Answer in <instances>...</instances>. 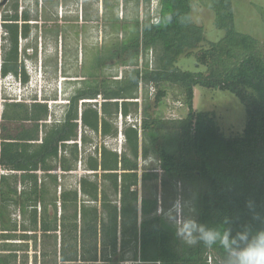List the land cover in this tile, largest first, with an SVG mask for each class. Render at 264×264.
I'll use <instances>...</instances> for the list:
<instances>
[{
  "label": "trees",
  "instance_id": "16d2710c",
  "mask_svg": "<svg viewBox=\"0 0 264 264\" xmlns=\"http://www.w3.org/2000/svg\"><path fill=\"white\" fill-rule=\"evenodd\" d=\"M212 6L217 27L225 29L226 34L207 48L202 47L204 27L191 18L192 0H162L158 23L138 18L124 22L117 29L124 33L121 39L114 37L91 53L90 63L82 69L81 86L67 99L59 119L47 122L53 108L49 109L45 101L5 102L0 121V168L9 172L0 174V264H17V252L23 250L22 246L28 247L18 240L27 242L34 237L28 227L33 232L39 228L46 235L57 231L58 222L64 232H73L75 242L70 245L75 246L72 256V252L67 254L61 248L64 261L78 260L79 233L82 256L86 259L89 254L91 261H96L99 253L105 261L116 256L120 233L124 247L133 241L138 248L131 257L133 264H208L212 254L222 260L218 247L182 245L175 229L157 214L156 197L142 199L138 227L139 199L132 190L138 182L140 153L147 157L155 152L168 176L198 185L199 222L216 226L228 217L235 234L238 226L249 219L246 201L264 205V43L260 46L253 36L235 29L231 0H212ZM12 8L14 13L4 15L11 45L0 64V75L11 74L27 82L19 37L30 35L31 15L28 10L20 14L18 3ZM22 20L24 23L19 25ZM114 25L118 28L119 23ZM195 49H199L197 61L206 66L205 71L183 70L176 65L182 54H191ZM110 64L128 69L120 77L106 76ZM165 83L182 91L188 106L185 117L156 118L145 107L141 121L126 127V147L121 153L96 144L85 157L89 173L76 186L63 183L58 169L64 174L76 170L79 140L86 147L91 141L89 132L116 137L118 127L112 130V121L119 114L126 118L132 105L138 112L135 100L140 86L146 85L145 99L153 86L154 101L159 104L167 94L161 87ZM197 85L228 90L240 98L248 115L242 134L226 136L213 112L194 108ZM98 97L102 98L100 107ZM119 193L120 207L117 198L112 197ZM11 205L25 218L20 223L22 233H18V224L11 217ZM24 220L30 226L24 225ZM53 237L56 243L57 235ZM48 254L41 256L47 258ZM128 256L124 252L119 258L125 260Z\"/></svg>",
  "mask_w": 264,
  "mask_h": 264
},
{
  "label": "rangeland",
  "instance_id": "374dc122",
  "mask_svg": "<svg viewBox=\"0 0 264 264\" xmlns=\"http://www.w3.org/2000/svg\"><path fill=\"white\" fill-rule=\"evenodd\" d=\"M0 0V64L3 61L6 51L10 48L11 41L8 30L5 27L4 15L14 13L12 8L15 3L19 5V13L28 10L31 15L29 23L31 32L28 37H19V54L24 64V70L28 75V81L24 82L13 75H0V97L5 106L6 101L20 100L25 103L47 102L51 115L47 122L59 119L63 112V105L73 92L81 86L82 69L85 64L90 63L91 53L97 48L103 47L114 37L122 38V30L117 32L124 22L130 23L135 18L142 20L146 14V0ZM139 1V2H138ZM234 15V27L238 32L253 36L260 46L264 43V0H231ZM57 4V5H56ZM192 21L202 25L205 29V41L202 47L207 48L210 42L221 40L225 29L216 25V13L212 6V0H192L191 10ZM119 23L118 28L115 22ZM142 22V21H141ZM23 20L19 22L22 25ZM195 49L191 54H182L176 65L183 70L205 71L206 66L198 64L197 52ZM141 64V62H140ZM128 67L110 64L105 69L106 76H118L124 74ZM166 89L167 94L159 104H155L154 96L151 95L152 88H148L149 97L145 99L146 85L140 86L138 101V112H135V105L131 106L132 112L125 118L121 114L117 120L112 121V130L118 127V135H101L89 132L91 141L85 147L79 140L80 156L75 171L64 174L58 169V175L66 185H78L80 178L89 173L85 170V157L94 146L105 145L117 149L119 153L126 147L125 129L134 123V119H141L142 111L146 107L150 116L161 119L183 118L188 113V106L184 104L182 91L176 85L165 83L161 85ZM194 108L197 111H211L214 113L216 122L226 136H237L243 133L247 123L248 115L246 106L240 98L228 90L209 88L197 85L194 89ZM100 107L101 97H98ZM8 103V102H7ZM182 103V104H181ZM81 105V104H80ZM173 137V136H172ZM142 136L140 137V147ZM82 146V147H81ZM138 182L132 186V190L138 193V227L142 220L141 202L144 197L158 199L157 214L167 222L165 213L171 209L177 198H182L196 207L199 187L193 181L185 178H174L168 176L161 168V163L155 152L147 157L140 153L138 158ZM101 173V172H100ZM42 176V172H39ZM134 183V177L130 178ZM48 186L50 183L47 182ZM51 187V186H50ZM60 191V189H59ZM53 195V194H52ZM117 198V205L120 207L121 194ZM100 208V204L97 203ZM11 217L18 224V233H22L20 227L23 222L19 210L14 205L9 207ZM61 203L58 202V216L61 213ZM52 213V212H51ZM27 227L28 220H24ZM129 223V222H127ZM170 225V224H169ZM172 227V226H171ZM24 228V227H23ZM121 227H119L120 229ZM34 237L27 240H18L27 243L28 247L17 252V264H132L131 257L138 249L130 242L125 247L122 245V236L119 234L118 252L110 260L105 261L101 254H97V260L91 261L89 254L85 259L82 256L81 234L78 238V260L64 261L61 259V248L65 252H72L74 255L75 246L72 240L73 232L61 229L58 222L57 231L44 235L38 228L33 232ZM52 236L51 238L46 237ZM53 235H57V244L54 243ZM132 240L131 238L129 239ZM86 241H90L89 238ZM181 243V242H180ZM1 244V240H0ZM88 244V243H87ZM26 245V244H21ZM36 245V246H35ZM20 247V246H18ZM99 250L101 245L99 244ZM57 251V254H55ZM98 251V250H97ZM49 253L44 258L42 253ZM129 255L125 260L119 258L121 254ZM28 257V259L26 258ZM213 262L222 264L219 257L210 256Z\"/></svg>",
  "mask_w": 264,
  "mask_h": 264
},
{
  "label": "clouds",
  "instance_id": "9594fccd",
  "mask_svg": "<svg viewBox=\"0 0 264 264\" xmlns=\"http://www.w3.org/2000/svg\"><path fill=\"white\" fill-rule=\"evenodd\" d=\"M245 206L249 219L238 226L235 234L228 217L216 226L199 222L194 204L182 198H177L165 219L182 245L222 250V264H264V205L248 200Z\"/></svg>",
  "mask_w": 264,
  "mask_h": 264
},
{
  "label": "built area",
  "instance_id": "2783aa9c",
  "mask_svg": "<svg viewBox=\"0 0 264 264\" xmlns=\"http://www.w3.org/2000/svg\"><path fill=\"white\" fill-rule=\"evenodd\" d=\"M146 14L143 16L142 15V21L143 20H150L152 23H158L160 21V16H161V10H162V0H149L146 3ZM152 54V53H151ZM150 64L152 65V57H150ZM152 88V94L155 95V88L151 86ZM1 100H7L6 97L3 99V97H0V121L2 120L3 117V110H4V105ZM182 104V103H181ZM135 121H138V119H134ZM134 121V123H135ZM141 121V119H140ZM139 121V122H140ZM1 152V150H0ZM8 170L0 168V174L2 173H8ZM211 256V255H210ZM208 257V264H217L216 262L214 263L213 260Z\"/></svg>",
  "mask_w": 264,
  "mask_h": 264
},
{
  "label": "crops",
  "instance_id": "0c3cea01",
  "mask_svg": "<svg viewBox=\"0 0 264 264\" xmlns=\"http://www.w3.org/2000/svg\"><path fill=\"white\" fill-rule=\"evenodd\" d=\"M131 260H132V259H131ZM134 262H135V261H134ZM134 262H133V263H134ZM133 263H132V264H133Z\"/></svg>",
  "mask_w": 264,
  "mask_h": 264
},
{
  "label": "water",
  "instance_id": "95a60500",
  "mask_svg": "<svg viewBox=\"0 0 264 264\" xmlns=\"http://www.w3.org/2000/svg\"><path fill=\"white\" fill-rule=\"evenodd\" d=\"M5 1H6V0H5ZM5 1H4V2H5Z\"/></svg>",
  "mask_w": 264,
  "mask_h": 264
}]
</instances>
